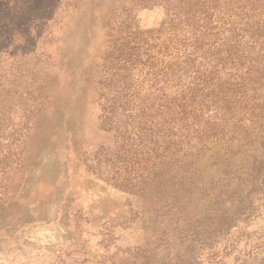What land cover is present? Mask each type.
<instances>
[{
	"label": "rangeland",
	"instance_id": "obj_1",
	"mask_svg": "<svg viewBox=\"0 0 264 264\" xmlns=\"http://www.w3.org/2000/svg\"><path fill=\"white\" fill-rule=\"evenodd\" d=\"M165 1L1 15L0 264H264V13L237 10L230 57L228 14L190 15L196 52ZM178 89L194 97L171 115ZM166 147L180 170L161 191Z\"/></svg>",
	"mask_w": 264,
	"mask_h": 264
},
{
	"label": "trees",
	"instance_id": "obj_2",
	"mask_svg": "<svg viewBox=\"0 0 264 264\" xmlns=\"http://www.w3.org/2000/svg\"><path fill=\"white\" fill-rule=\"evenodd\" d=\"M6 1H7L6 6L4 7L3 5H1L4 8L2 7L0 8V18H1V15H3L4 18L8 20L7 22L3 23V26L5 29H7V26L9 25L8 22L12 21V18H11L12 16L18 19L17 17H19L20 10H22V7H20V5L25 4L27 0H6ZM169 1L172 2L171 7L173 6V8H175L176 17L174 20L177 21L176 26L183 25L182 27L184 26L186 27L185 31L183 32L187 34L188 33L191 34V36H189L190 38H188V41L190 40L191 42V38H195V41L193 42V47L196 50V52L201 48L200 46L205 40V36L206 37L208 36L209 38V35L206 33V31L205 32L199 31L198 29L199 27H197L196 24L192 23L194 20L192 21L191 17H193L194 19V15H197V13H199V16H200V15H204L208 11H216L218 12L219 16L221 15V13L228 14L227 17L229 21L227 20V22L224 23L225 26L228 23L226 30L222 29V27H219L221 31L220 33H216L215 36L217 37L219 34H221V38H216L215 36L214 37L215 39H219L221 46L224 47L223 52L226 53L230 57L234 55L233 54L234 52H239L238 49L241 48L240 46L241 41L238 40V35L236 33L237 24L235 22V18L238 17L237 10H240L241 12H248V11L253 12L256 10H261L264 13V0H169ZM162 3L166 5L168 1L161 0L160 4ZM190 15L192 16L190 17ZM175 31H174V34H175ZM1 32L4 34L5 30ZM196 32H199V35H197ZM6 34H7L6 36H3L4 38L8 37V33ZM176 38H178V34H176ZM178 40L174 43L176 48L173 47L172 50H169L168 46L165 44V42H163L164 48L167 50V52H169V56H170V61L168 65L165 66V68L173 72L174 79H172V81L174 80L175 82H176V76H178L179 74L178 70L180 69L179 64H178L179 57H180L179 52L181 50V47L183 48L186 47V45H182L181 43L183 44L190 43V42H186L183 40L182 41L181 40L178 41ZM173 41L174 39H172L170 42H173ZM1 43L2 42L0 41V44ZM240 57H244L243 52L241 53ZM179 79H177V86L181 84V82L178 81ZM178 90L180 91V89ZM180 92H181L180 98H177V97L174 98L173 101L168 103L169 104L168 107H166V109L168 110V112L171 113V115H177L179 113L177 110L179 108L180 109L184 108L185 105H187L188 100L189 99L192 100L194 97L192 92L190 93L191 94L190 96H188L189 91H186V92L180 91ZM169 106L170 107L173 106L172 107L173 109H171ZM119 117H123V116L119 115L117 119H119ZM148 117H151V116H148L147 112H142L138 117L140 118L138 125L143 124L144 128L148 124L149 126L152 125V122L148 120ZM162 138H164V136ZM162 143H165V141H162ZM163 150L164 151H162L161 162L159 164L160 169L158 173V176H160L159 180L161 181L158 184V186L159 188H161V191L165 190V188L167 187V183L164 177L170 173H175L177 172V170H180V160L178 158L179 151L176 149H172V152H171L170 149L167 147L163 148ZM145 165H146L145 170L150 172L149 167H148V162H146ZM165 217L166 218L173 217V214L171 213L170 210H168L165 213ZM168 221H171V219H169Z\"/></svg>",
	"mask_w": 264,
	"mask_h": 264
}]
</instances>
